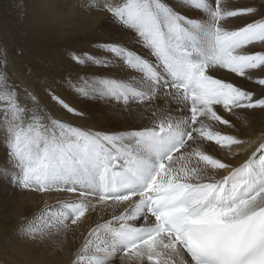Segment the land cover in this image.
Segmentation results:
<instances>
[{
	"label": "snow or ice",
	"instance_id": "6c2138e0",
	"mask_svg": "<svg viewBox=\"0 0 264 264\" xmlns=\"http://www.w3.org/2000/svg\"><path fill=\"white\" fill-rule=\"evenodd\" d=\"M88 7L108 12L152 59L118 42H100V54L73 55V62L122 65L136 75L85 74L71 86L86 99L126 107L163 93L176 101L180 115L153 112L151 126L129 132L85 131L42 114L37 96L27 89L33 107L22 106L17 88L0 73V131L8 155L0 177H11L25 190L79 196L22 223L20 237L43 241L102 205L114 213L88 231L73 264H114L117 256L122 264H264V143L258 158L253 152L238 167L201 146L208 141L231 150L245 143L209 123L232 126L216 106L228 113L264 109V98L211 74L227 70L253 80L257 70L264 73V51L249 49L264 45V5L233 9L227 0H89ZM239 16L253 19L229 28V18ZM255 82L264 86V78ZM52 99L75 111L58 96Z\"/></svg>",
	"mask_w": 264,
	"mask_h": 264
},
{
	"label": "bare ground",
	"instance_id": "6f19581e",
	"mask_svg": "<svg viewBox=\"0 0 264 264\" xmlns=\"http://www.w3.org/2000/svg\"><path fill=\"white\" fill-rule=\"evenodd\" d=\"M78 2H79L78 0H52V3H53L52 8H51L53 10V11H51L53 13V17H51L52 20H57L56 19V14H57L59 16V18H61V19H63V16H64L65 22H66V20L70 21L69 19H71V17H72L71 14L74 11V7H75V9H77L78 4H81ZM230 2H232V1H230ZM233 3H234V1H233ZM44 4H45V2H44ZM47 4H46V6H47ZM84 4H85V6H83L82 14L84 16H87L88 19L87 20L83 19L82 21L86 22L85 24H86L87 28H93L95 25L101 26L103 23L105 24V22H107V21L109 22L110 20H112V17L109 16V13H107L106 11H101L100 9L95 8V7H88L89 0H85V2H83V5ZM73 14H75V13H73ZM36 23H37V21H36ZM66 24H69V23L67 22ZM229 26H232V25L230 24ZM105 35H102L101 37H88L87 36V38L92 40V41L88 40V43H85V45H83L85 50L82 52L83 47L79 48L78 50L74 51V54L68 53L69 56H65L66 55L65 53L67 52V50L63 54L58 53L59 51L56 50V48H55V46L57 44L54 43L53 50H51V52H49V50H48V52H45L41 58L37 57V55L35 53L30 55V60L34 64V66L31 65L33 68H31V67L27 68V67H25V66H27L25 64V65H22V67H24V69H22V70L24 72H27V70H29V72H27L26 74H29L31 77H33V79L37 78L39 75H44L45 73H49V76H47V77H45V79H43L44 81L45 80L51 81V80H53L54 77H58L59 76V75H57L58 72H60V75H61V73L63 75V73H65L64 72L65 70L68 71L67 72V77H68L71 74V73H69V70H68L71 66L77 70L75 78L82 77L85 74H103V75L117 77V78H121V79H127L133 75H136V73H134L130 70L122 71L120 68V67H122V65L110 67V68H102V67H96V66H82V65H78L75 62H73V60H72L73 55H78V54H81L84 52H92V53L100 54L98 52L97 46L99 45L100 42H105V41L121 43V44L127 46L128 48H130L131 50H133L134 52L141 54L145 57H148L149 59H152L149 56L148 51L146 49H144L137 41H135L136 39L135 40L133 39L134 35L131 36L132 33L130 31H128V33L122 34L120 36H119V34L118 35L112 34V36L109 37L110 34L108 35L106 33H105ZM127 35H128V37H131V38H127ZM103 37H108L109 39H105ZM116 39H120V40H116ZM83 42H85V39L83 40ZM68 45L73 46L74 41L73 40H70L69 42L66 41L65 46L70 48V46H68ZM257 45H261V44H255V47H257ZM250 46L253 48V45H250ZM250 46H249V48H250ZM59 48H60V45L58 46V49ZM23 53L26 54V51L24 50ZM46 58L48 59L47 61L44 60ZM62 59L67 64L65 67H63L62 65H59L57 63V61L62 60ZM48 69H50V70H48ZM215 72H217L218 75H216L213 72L211 74L214 76H218L220 79H224L225 81L228 82L226 75H225V72H223V70H218ZM38 79H40V78H38ZM232 79H234V78L232 77ZM53 83H55V82H53ZM74 83H76V82L74 81ZM74 83H72V84H74ZM61 85H63V84H61ZM34 87H35V85H34ZM58 87H56V88H58ZM67 87L69 89L66 88L68 90L64 92V94H65L64 99L66 102H68V104H72V105L74 104V106H76L74 108L75 111L69 112L67 109H65L63 107V105H61L56 100L53 101V105L50 102L48 106L50 107V109L52 111H54L58 116L62 117L63 119H67V120L72 119L73 122H74V120H76L75 123L78 124V126H79L78 128L83 129L85 131L101 132V133L131 131L132 129H140V128L145 127V126H151L152 113L153 112H157V113H159V112H171L173 117H177L180 115L176 101L173 100L169 96H165L163 93H161L158 96V98H154L150 102L146 101L143 104H140L138 102H133V103H130V105H128L126 107L122 102L112 101L110 103H106L104 101L86 99V98L80 96L78 94V92L71 85H70V87L69 86H67ZM239 87H242V86H239ZM56 88H55V90H56ZM245 90L252 91V89H250V88L249 89L247 88ZM165 91H168V90L165 89ZM262 94H264V92H262ZM20 102L25 103V99L23 98L22 100H20ZM216 108H217L218 114L222 115L225 119H228L232 126L221 125V124L214 123V122H209V123H213L215 130H218V131L222 132L223 134L235 136L237 138L240 137L241 139H243V141H245V143H243L239 146H233L231 148V150L226 149V148H221L217 145H214L213 142H208V141H203L201 146H202L203 150H205L208 154H211L216 158H220L221 160H223L225 162L231 163L233 167H238L241 164H243L241 161L243 159L245 160L246 156L249 155V157H251L253 152H256V150L259 148V146L262 143H264V140L257 141L258 137L252 138V137L257 136L256 133L258 134L259 132H262L264 130V109H259V108L253 109V110L235 109L233 113H228L221 106H216ZM185 114H187V113H185ZM244 114H246V115H244ZM81 117H82V119H81ZM239 123H241L242 125H245L246 128L242 129V127H240ZM247 135L250 136V138H252L251 141H248L249 139H248ZM253 143H256V146L252 149V151L248 152V154L246 156L238 157L236 160H230L229 159L230 156L233 157V155L236 154V152L239 148H244V146H246V145L251 146ZM181 151H183V150H181ZM259 154H260V152H256L257 158L261 155V154L260 155ZM4 158H5V161H3ZM7 164H8L7 142H6L5 135H4L3 131H0V166H5ZM230 170L231 169L221 170V171L217 172L215 174L216 179H221L224 175H227L228 171H230ZM10 184H11V177H9L7 179L0 177V189L3 188L4 193L9 189ZM16 187L18 188V190L20 192L21 202H20V206L15 208L14 211H15V216H19V218L21 217V219H22L21 222H25L26 219H29L31 221L34 218H36L38 220V218L41 215V212L47 207L55 206V205H53V202L56 203L57 200H55V199H58L60 197H62L63 201H61V202L58 201V203L73 202V201H76L79 199L78 193H67V192H56V191L37 192L34 190H25L21 187H18L17 185H16ZM134 199H136V198H134ZM4 203L6 206H8L11 203V200L5 199ZM92 203H95V201H92ZM36 208H39V211L37 210L38 213H36L37 211H35ZM123 210H124L123 207H121L120 209L115 210V214H119V212L123 211ZM113 213H114V210L111 207L108 208L107 211H105L104 206L97 205V210L96 211L90 210L89 213L86 215V217L81 222H78L77 225H72L69 222V227L66 230H63L59 234H53L49 238L43 240L42 242L49 241V243L47 242V245H46L48 247L43 246L46 249L41 248V247L40 248L38 247V249H36V247H34L36 245H33V243H31V241H28V240L21 238L19 233H15V235H14L15 242L13 241L9 244H6L5 247L7 248V250L12 251L16 255L15 258L17 257V259H18V256H21V257H24V260H26L27 262H32L34 264H37V262L35 261V258L40 259V260L43 259V255L40 253V252H43V250H45L46 252L50 250V255L47 256L48 259H47L46 264H73V261L75 260L76 254L78 253L81 246L83 245L88 231L91 228L95 227L97 224L103 223L105 220L111 219V216L113 215ZM29 214H31V215H29ZM40 226L41 225L38 222L36 224V227H40ZM56 239H61L62 241L64 239V242H66V244L60 245L57 243L58 241ZM57 246H59V248H57ZM6 248H4V249H6ZM7 255H8V251H7ZM116 259L117 260L114 261V264H122V261H121L119 256H117ZM18 262H20V261H18ZM132 264H135V262H132Z\"/></svg>",
	"mask_w": 264,
	"mask_h": 264
},
{
	"label": "rangeland",
	"instance_id": "374dc122",
	"mask_svg": "<svg viewBox=\"0 0 264 264\" xmlns=\"http://www.w3.org/2000/svg\"><path fill=\"white\" fill-rule=\"evenodd\" d=\"M78 1H79L78 3H81V4H78L77 9H75L74 7L75 12L74 11L72 12L71 14L72 17L71 19H69L70 21L66 20L65 22L64 16H63V19H61L59 18L57 14H56L57 20H52L51 18L53 17V13L51 12L53 11L51 9L53 5L52 0H0V73L7 74L9 81L18 90L20 100H22L23 98L25 99V103L21 102L23 106H26L29 108L33 107L31 99L26 94H24L25 93L24 89H27L29 92H32L33 94L37 96L39 103H40V107L42 109V114H46L48 116L53 117L54 119L56 118L64 123L70 124L77 128L79 126L77 123H75L76 120H74L73 122L72 119L71 120L63 119L62 117L58 116L54 111H52L50 107L48 106L50 102L53 105L54 99L51 98L53 97V95L58 96L60 99L65 101L64 92L69 89L67 86L70 87V85H72L74 81L77 82V78H75L77 70L71 66L68 70H69V73H71L72 75L70 74L67 77L68 71L65 70L64 71L65 73H63V75L62 73L60 75V72H58L57 74L59 75L58 77H54L53 80L51 81L49 80L44 81L43 79L49 76V73H45L44 74L45 76L39 75L37 78L33 79V77H31L29 74H26L27 72H29V70H27V72H24L22 70L24 69L22 65L26 64L27 66L25 67L33 68L32 66H34V64L30 60V55L35 53L37 57L41 58L45 52H48V50L49 52H51V50H53L54 43L57 44L55 48L56 50L59 51L58 53L63 54L67 50V52L65 53L66 54L65 56H69L68 53L74 54V51L78 50L79 48L83 47L82 52L85 50L83 45H85V43H88V40H90L87 38V36L88 37H101L102 35H105L106 33L108 35L110 34L109 37H111L112 34L113 35L119 34L120 36L122 34L128 33V30L122 28L113 19L110 20L109 22L108 21L105 22L106 25L103 23L105 26L102 24L101 26L95 25L93 28H87L85 24L86 22L82 21L83 19H86V20L88 19L87 16H84L82 14L83 6H85V4L83 5V2H85V0H78ZM227 3L229 6H231L234 9L235 8L240 9V8L247 7V6H255L258 9H261V6L264 5V0H227ZM188 15L191 17H195L197 16V13L194 11L192 12L188 11ZM109 16L111 15L109 14ZM250 17L251 16H240V17H235L233 19L229 18L230 19L229 25L231 24L232 26H229V25L228 26L231 29H236L238 27L244 26L246 23H249L252 21L253 17L251 18ZM256 18L259 19L258 16ZM67 22L69 24H66ZM131 36H133V34ZM103 38L109 39L108 37H103ZM127 38H131V37H128L127 35ZM84 39H85V42H83ZM120 39H116V40H120ZM133 39L135 40L134 36H133ZM70 40L74 41V45L73 46L68 45L70 46L69 48V47H66L65 44H66V41L69 42ZM59 45H60V48L58 49ZM253 48L250 46L249 49L251 52L264 51V45H257V47L253 45ZM24 50L26 51V54L23 53ZM44 60L47 61L48 59L46 58ZM57 63L59 65H62L63 67L67 65L63 59L57 61ZM120 68L122 71L129 70L124 66ZM223 72H225L228 82L231 81L236 86H242L243 89H247V88L252 89V92L255 94L254 98H264V94H262V92H264V86L259 85L258 83L255 82L256 79L264 78V73H261L260 70H257L253 74L255 80L254 79L248 80V79L236 76L233 73H229L227 70H223ZM213 73L218 75L217 72H213ZM214 77L219 78L218 76H214ZM232 77L234 79H232ZM32 83L35 85V87ZM61 84H63L64 86ZM65 103L68 104V102L66 101ZM68 105L73 109L76 107L74 106V104L73 105L68 104ZM248 110H253V109H248ZM239 124H240V127H242V129L246 128L245 125H242L241 123ZM132 130H137V129H132ZM125 132H129V131H125ZM256 135H257L256 137H252V138L258 137L257 141L264 140V130L262 132H259L258 134L256 133ZM247 137L249 139L248 141H251L252 138H250V136L248 135ZM255 146H256V143H253L251 146L246 145L244 146V148H239L236 154L233 155V157L230 156L229 159L236 160L238 157L246 156L248 152L252 151V149ZM248 157L249 155L246 156V159L245 160L243 159L241 162L244 163L246 160L249 159ZM3 161H5V158L3 159ZM5 199L11 200V203L8 206H6L4 203ZM55 200H57V202L56 203L53 202V205H56L58 201L60 202L63 201L62 197L55 199ZM20 202H21L20 192L18 188L16 187V185L13 184L12 182L9 185V189L5 193L3 192V188L0 189V264H34L32 262H27L26 260H24V257H21V256H18V259L17 257L15 258L16 255L12 251L7 250V248L5 247L6 244H9L13 241L15 242L14 235L15 233H19L20 225L22 223H27L28 221H30L29 219H26L25 222H21L22 220L21 217L19 218V216H15L14 209L20 206ZM37 210L39 211V208H36L35 211ZM38 211L36 213H38ZM56 240L58 241L57 243L60 245L66 244V242H64V239L63 241L61 239H56ZM47 242L49 243V241H46V242L39 241V242H31V243H33V245H36L34 246L36 247V249H38V247L46 249L45 247H48L46 246ZM57 248H59V246H57ZM7 251H8V255H7ZM40 253L43 255V259L40 260V259L35 258V261L37 262V264H46L47 259H48L47 256L50 255V250L47 252L43 250V252H40ZM116 260L117 259L115 258L114 261Z\"/></svg>",
	"mask_w": 264,
	"mask_h": 264
}]
</instances>
